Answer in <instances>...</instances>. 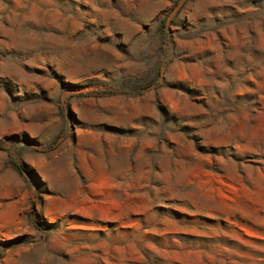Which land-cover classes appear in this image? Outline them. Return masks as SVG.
I'll list each match as a JSON object with an SVG mask.
<instances>
[{"label":"rangeland","instance_id":"obj_1","mask_svg":"<svg viewBox=\"0 0 264 264\" xmlns=\"http://www.w3.org/2000/svg\"><path fill=\"white\" fill-rule=\"evenodd\" d=\"M0 264H264V0H0Z\"/></svg>","mask_w":264,"mask_h":264}]
</instances>
